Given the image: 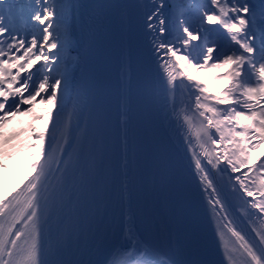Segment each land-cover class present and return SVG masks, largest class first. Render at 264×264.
<instances>
[{"label": "snow or ice", "instance_id": "1", "mask_svg": "<svg viewBox=\"0 0 264 264\" xmlns=\"http://www.w3.org/2000/svg\"><path fill=\"white\" fill-rule=\"evenodd\" d=\"M18 4L0 0V128L37 103L51 110L49 127L35 133L34 175L11 199L0 197V264H99L82 257L109 214L114 234L132 245L114 264H207L162 254L136 231L144 186L138 141L143 133L155 142L141 120L149 108L166 133H180L177 154H191L201 200L219 218L226 264H264V156L253 155L264 147V0H188L171 5V16L165 0H149L141 25L150 38L147 66L138 67L135 87L129 48L114 81L97 70L77 85L75 0H29L31 19L43 25L30 34L15 27ZM206 25L223 29L225 45L209 41L218 30ZM201 71L213 73L211 85ZM152 165L154 178L164 180L168 165L158 148ZM229 197L249 228L234 226ZM89 203L95 211L85 220L80 207ZM160 235H170L163 223ZM70 244L81 258H67Z\"/></svg>", "mask_w": 264, "mask_h": 264}, {"label": "bare ground", "instance_id": "2", "mask_svg": "<svg viewBox=\"0 0 264 264\" xmlns=\"http://www.w3.org/2000/svg\"><path fill=\"white\" fill-rule=\"evenodd\" d=\"M120 1H121V5H120L119 13H118V21H119L120 26L124 28L126 25V17L124 14V9L122 8V0ZM171 1L172 0H165L166 5H169V7H166L164 11L169 16H171L175 11L174 8L171 7L172 5ZM75 3L77 4V0H75ZM148 4H149V0H147V5ZM72 39H73V48L70 54L73 57L80 58L79 46L81 45V39H80V32L78 28L77 9L75 11V16H74L73 25H72ZM75 77H76V82L78 86H81L86 82L87 80L86 72L83 67L81 71H77L75 73ZM47 122L48 120L42 122V125L39 128V132H42L46 129V127H49ZM169 132L171 133L172 137L179 145L180 144V139H179L180 133L173 132V131H169ZM38 144L39 142L36 140V145ZM181 152L183 154L182 149H181ZM36 153H37V148L34 147L33 152H32L33 156L26 164L23 165L18 162L10 163L7 167V175H5L4 177H0V197L4 198L5 201L11 199L12 196H14L23 187L24 183H27V179L31 178V176L34 175V173H32L30 170V165L36 159ZM183 156L187 164L189 165V167L195 172L194 163L191 161V154L189 153L187 154V156L183 154ZM261 156H264V148L261 150ZM244 171H246V169ZM238 174L239 173L232 174V175L235 176ZM248 199H251V198H248ZM229 217L230 219H233L234 226H236L237 228H245L240 224L239 221L236 220V218H234L231 215L230 212H229ZM135 228H136L138 235L142 237L143 239H145L146 241H148L145 234L142 233L138 229L137 225H135ZM131 250H132V245L128 244L123 239V233H120L118 240L115 242L113 248L110 250L103 264H114L115 261H118L119 259L124 258L125 253ZM161 253L163 254L164 252L161 251Z\"/></svg>", "mask_w": 264, "mask_h": 264}, {"label": "trees", "instance_id": "3", "mask_svg": "<svg viewBox=\"0 0 264 264\" xmlns=\"http://www.w3.org/2000/svg\"><path fill=\"white\" fill-rule=\"evenodd\" d=\"M180 3L186 5L188 3V0H175V4H180ZM17 7L24 8L26 12L29 13V18H31L32 6L29 4V0H19V4L17 5ZM33 22L35 23L36 26H40L39 22L34 20ZM207 26L208 28L218 30V31H213L212 34H210V36L219 37L222 43L226 42L225 36L222 35L223 29H221L219 25H207ZM202 39H203V35H201L200 40L193 41L192 44L193 45L201 44ZM209 63H211V61ZM220 71L222 70H218L217 74H219ZM204 74H205L204 75L205 80H207L209 84H212L213 82L211 81V76L213 75V73L211 71H204ZM45 107H46L45 104L42 105V103H37L34 105L32 109L33 111L32 114L26 116L25 115L16 116L3 126V133L9 138L8 141L6 142V144L8 145L6 149L8 153L7 160L17 155L19 148L32 147L34 141L33 129L36 121H38L42 117Z\"/></svg>", "mask_w": 264, "mask_h": 264}, {"label": "rangeland", "instance_id": "4", "mask_svg": "<svg viewBox=\"0 0 264 264\" xmlns=\"http://www.w3.org/2000/svg\"><path fill=\"white\" fill-rule=\"evenodd\" d=\"M250 2L258 4L259 0H252ZM171 4L174 5L175 4V0H172ZM18 9H21V8L16 7V9H14V13H15V27H17L18 29L21 30V34H30L32 32L39 33V31L43 27V25L36 26L35 23L33 22V20H31V18H29V13L26 12V10L24 8H22L23 9L22 12L18 11ZM194 26H198V24H196ZM206 27H208V26L206 25ZM5 36H7V33L5 34ZM209 41L210 42L211 41H215L220 46H223L226 43V42L222 43V41H220L219 37L210 36V35H209ZM201 43H202V41H201ZM208 46H212V43H209ZM79 55H80V59H81L82 58L81 45L79 46ZM213 55H215V52L213 53ZM36 67H39V64ZM33 71H35V69H33ZM199 75L203 79H205L204 71H201L199 73ZM50 110H51V105H46V107L44 108V112H43L42 118H40L35 123L34 129H33V135H34L33 145H36L35 133L39 132V128L42 125V122L47 121L49 119L48 114H49ZM32 113H33V111L31 113L27 114V115H30ZM21 115H24V114H21ZM8 139H9L8 136H6L3 133V127L0 128V177H4L5 175H7V167H8V165L10 163L18 162V163H21V164L24 165L33 156L32 152H33L34 146L32 145L31 148H25V147L19 148L17 155H15L11 159L7 160L8 159L7 158L8 153H7L6 149H7L8 145L6 144V142L8 141ZM263 148L264 147L258 149L256 152L253 153V155L254 156H261V150ZM9 151H10V149H9Z\"/></svg>", "mask_w": 264, "mask_h": 264}]
</instances>
